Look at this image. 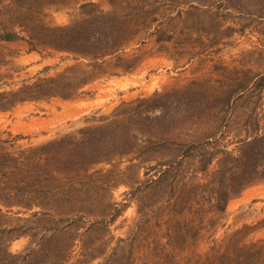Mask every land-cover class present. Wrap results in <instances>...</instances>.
<instances>
[{
  "label": "trees",
  "instance_id": "1",
  "mask_svg": "<svg viewBox=\"0 0 264 264\" xmlns=\"http://www.w3.org/2000/svg\"><path fill=\"white\" fill-rule=\"evenodd\" d=\"M230 1L236 7L254 5L249 15L264 19V0ZM55 3L0 0L1 111L28 101L72 99L85 92L106 58L128 49L131 14L106 12L89 2L82 4L87 8L82 20L54 26L39 13ZM197 3L193 7L200 9L211 0ZM188 13L197 19L194 29H221L218 21L205 23L198 13ZM154 28L159 42L164 30ZM20 40L32 51L82 58L92 69L77 79L39 73L3 89L14 84L8 81L14 76L4 45ZM117 58L119 73L138 67ZM214 87L203 79L123 101L97 123L37 145H19L18 136L0 133V264H264L263 241L231 251L214 245L194 262L178 258L215 231L234 196L264 182V134L248 135L233 147L223 144L217 136L226 113L223 106L218 109L228 99H219ZM123 161L128 164L121 168ZM100 164L112 167L95 169ZM119 184L130 187L128 194L137 201L139 218L129 237L115 236L110 228L128 206L113 198ZM22 237L27 245L12 251V242Z\"/></svg>",
  "mask_w": 264,
  "mask_h": 264
},
{
  "label": "rangeland",
  "instance_id": "2",
  "mask_svg": "<svg viewBox=\"0 0 264 264\" xmlns=\"http://www.w3.org/2000/svg\"><path fill=\"white\" fill-rule=\"evenodd\" d=\"M46 1L57 2L45 5L39 13L49 25L68 26L79 22L86 16L87 8L82 4L93 2L106 12L114 11L121 16L131 14L134 34L126 45L128 49L102 62L103 66L84 88L85 92H79L72 99L28 101L10 110H0V133L18 136L17 144L44 143L97 123L100 117L111 115L123 101L181 88L203 79L211 80L217 87L213 93L219 99H228L226 105L218 103V110L223 108L226 113V122L220 127L223 133L217 136L223 144L233 147L248 135L264 134V19L249 15L255 11L254 5L236 7L230 0H211V5L198 9L193 7L198 4L197 0ZM154 4L158 9L152 14L148 11L155 8ZM190 10L198 13L197 18L205 23L212 19L218 21L221 29L211 33L194 29L191 24L197 19L188 13ZM146 17L157 18V21H144L142 18ZM155 25L164 30L159 42ZM3 52L14 76L8 80L14 84L3 89L15 88L39 73L77 79L92 69L85 64L86 60L65 52L32 51L24 40L5 43ZM118 56L136 61L138 67L119 73ZM119 163L121 168L128 164L127 161ZM111 167V164H100L95 169L107 171ZM215 168L216 162L210 170ZM143 172L141 169V178ZM130 190L125 184L114 186L112 190L115 201L128 205L110 226L115 236H132L139 218L137 201L128 194ZM214 229L206 232L196 246L178 252V258L194 262L203 259L214 245L218 251H231L238 246L264 242V182L254 183L234 196ZM27 243L28 239L22 237L12 242L10 248L20 251Z\"/></svg>",
  "mask_w": 264,
  "mask_h": 264
}]
</instances>
